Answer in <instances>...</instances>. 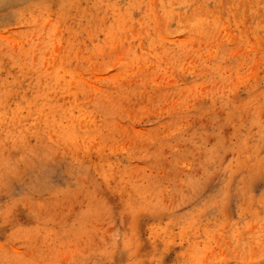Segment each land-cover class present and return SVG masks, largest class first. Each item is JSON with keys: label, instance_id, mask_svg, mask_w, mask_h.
Wrapping results in <instances>:
<instances>
[{"label": "rangeland", "instance_id": "rangeland-1", "mask_svg": "<svg viewBox=\"0 0 264 264\" xmlns=\"http://www.w3.org/2000/svg\"><path fill=\"white\" fill-rule=\"evenodd\" d=\"M0 264H264V0H0Z\"/></svg>", "mask_w": 264, "mask_h": 264}]
</instances>
